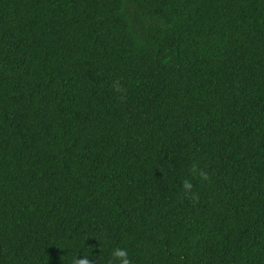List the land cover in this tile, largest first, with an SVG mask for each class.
<instances>
[{
	"label": "trees",
	"instance_id": "trees-1",
	"mask_svg": "<svg viewBox=\"0 0 264 264\" xmlns=\"http://www.w3.org/2000/svg\"><path fill=\"white\" fill-rule=\"evenodd\" d=\"M116 248L264 264V0H0V264Z\"/></svg>",
	"mask_w": 264,
	"mask_h": 264
},
{
	"label": "clouds",
	"instance_id": "clouds-1",
	"mask_svg": "<svg viewBox=\"0 0 264 264\" xmlns=\"http://www.w3.org/2000/svg\"><path fill=\"white\" fill-rule=\"evenodd\" d=\"M192 185L189 181L183 182V188L185 191H189ZM112 257L118 264H130V260L128 258V254L124 249L116 248L112 252ZM76 264H90V260L87 257L80 258Z\"/></svg>",
	"mask_w": 264,
	"mask_h": 264
}]
</instances>
